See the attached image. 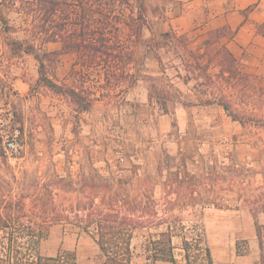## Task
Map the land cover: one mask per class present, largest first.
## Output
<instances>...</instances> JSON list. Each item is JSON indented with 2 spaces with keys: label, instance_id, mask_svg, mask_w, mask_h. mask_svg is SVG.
<instances>
[{
  "label": "trees",
  "instance_id": "obj_1",
  "mask_svg": "<svg viewBox=\"0 0 264 264\" xmlns=\"http://www.w3.org/2000/svg\"><path fill=\"white\" fill-rule=\"evenodd\" d=\"M146 0H0V22L6 33L22 32L23 39L8 38L7 45L16 58L33 56L39 63V83L53 94L69 100L76 116L90 112L94 101L138 80L133 73L135 50L129 42L141 40L148 28ZM20 16L19 27H9L6 13ZM127 31V40L121 34ZM228 28L211 33L195 49L187 37L174 32L153 36L150 51L162 48L179 54L187 83L196 81L197 103L184 106H219L234 123L264 130V90L260 79L243 73L239 63L220 43L230 35ZM60 49L48 51L47 44ZM62 55L75 56L76 66L91 75L95 68L103 81L98 95L93 88L58 84L55 69ZM218 68L211 74L210 68ZM55 67V68H54ZM91 70V71H90ZM73 75L83 76L81 71ZM131 84V85H129ZM8 88V92L5 89ZM11 87L0 76V103L12 101ZM5 91V92H4ZM157 104L169 114L171 97L157 91ZM151 100V97H150ZM12 124L0 127V144L13 138ZM3 149V147H2ZM34 151V149H32ZM225 154V153H223ZM194 156L179 151L166 156L157 167V176L120 177L110 163L99 165L86 159L90 172L75 179L58 173L53 163L43 171L22 170L18 176L4 151L0 154V264H79L77 253L59 250L56 256L44 255L42 243L56 224H69L89 235L97 245L101 264H134L132 242L143 236L146 259L153 263L233 264L215 261L199 214L208 208L243 207L251 214L259 257L264 264V155L259 165L249 167L233 153L230 163ZM200 162V163H199ZM200 164V165H199ZM84 169V167H83ZM237 256L250 254L247 239L235 243Z\"/></svg>",
  "mask_w": 264,
  "mask_h": 264
},
{
  "label": "rangeland",
  "instance_id": "obj_2",
  "mask_svg": "<svg viewBox=\"0 0 264 264\" xmlns=\"http://www.w3.org/2000/svg\"><path fill=\"white\" fill-rule=\"evenodd\" d=\"M153 5V0L145 1L147 17L149 7ZM6 18L9 27L22 24L20 16L15 13L7 12ZM148 23L139 42L127 41L135 50L133 73L138 79L136 83L126 84L98 100L100 103L94 101L90 112L76 116L75 107L69 100L41 86L39 63L33 56L16 58L11 54L7 39L22 40L23 34L6 33L0 22V76L7 81L13 95L7 105L4 101L0 103V124L23 128V132L18 131L13 136L19 154L9 162L18 176L22 170L37 171L40 176L53 163L59 174H71L76 179L78 175L90 172L86 167L89 156L99 165L108 161L120 177L137 173V166L140 175L156 177L160 162H164L167 155L178 157L180 150L196 159L206 156L212 160L210 165L215 157L228 165V157L233 153L242 164L254 168L259 165L264 155V130L234 123L217 108L184 109V102H198L196 81L192 79L185 83L179 78L177 71L182 77L187 75L179 54L163 48L155 54L147 48L153 37L148 36V30H151L149 19ZM127 33L125 30L121 34L124 40H127ZM184 35L191 49L196 50L201 44L191 32ZM45 48L53 51L60 49V45L50 43ZM74 62L75 56L62 55L54 71L55 81L78 86L86 81L84 85L93 88L98 95L103 84L102 72L97 74L100 69L95 68L87 76L86 68L76 66L74 73L81 71L84 77L75 76L71 72ZM209 72L216 74L218 68L211 66ZM155 89L171 97L169 116L157 104ZM5 91L8 92V88ZM2 147L3 142L0 144L1 155ZM197 219L204 225L216 262L233 263L236 241L247 239L251 250L248 264L256 263L258 241L248 210L212 207L204 210ZM260 222L264 224V215H261ZM143 241V236L138 235L132 242L134 264H169L148 261L142 248ZM59 250L75 251L79 264L102 262L92 238L69 224L51 227L48 238L41 245L42 253L47 256H56ZM177 264H184L180 257Z\"/></svg>",
  "mask_w": 264,
  "mask_h": 264
},
{
  "label": "crops",
  "instance_id": "obj_3",
  "mask_svg": "<svg viewBox=\"0 0 264 264\" xmlns=\"http://www.w3.org/2000/svg\"><path fill=\"white\" fill-rule=\"evenodd\" d=\"M153 1L154 5L149 7L147 17L151 22L149 37H159L166 32L177 34L191 32L203 43L209 39L213 31L228 28L230 35L222 37L220 43L237 60L243 73L260 79V85L264 90V0ZM197 108H217L223 111L216 105L184 106L188 111ZM249 257L250 255H236L233 263L248 264Z\"/></svg>",
  "mask_w": 264,
  "mask_h": 264
},
{
  "label": "built area",
  "instance_id": "obj_4",
  "mask_svg": "<svg viewBox=\"0 0 264 264\" xmlns=\"http://www.w3.org/2000/svg\"><path fill=\"white\" fill-rule=\"evenodd\" d=\"M0 127H3V125L0 124ZM3 151L5 155L8 157V159L11 161L12 159L17 158V155L19 154V146L15 142V139L6 136L3 139Z\"/></svg>",
  "mask_w": 264,
  "mask_h": 264
}]
</instances>
